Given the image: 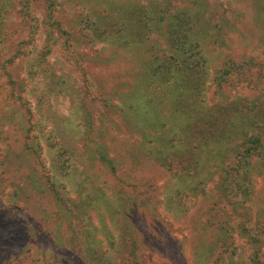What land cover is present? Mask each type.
Wrapping results in <instances>:
<instances>
[{
    "label": "rangeland",
    "instance_id": "1",
    "mask_svg": "<svg viewBox=\"0 0 264 264\" xmlns=\"http://www.w3.org/2000/svg\"><path fill=\"white\" fill-rule=\"evenodd\" d=\"M115 6L142 21L137 45L103 27ZM186 21L197 68L174 44ZM199 111L263 124L264 0H0V264H134L133 247L141 264H264V158L236 174L242 141L218 149L230 127Z\"/></svg>",
    "mask_w": 264,
    "mask_h": 264
},
{
    "label": "trees",
    "instance_id": "2",
    "mask_svg": "<svg viewBox=\"0 0 264 264\" xmlns=\"http://www.w3.org/2000/svg\"><path fill=\"white\" fill-rule=\"evenodd\" d=\"M111 16L108 17L110 20L108 25H104L103 27L105 30H110L111 32V40H113L117 45H137L139 42H141L142 39V21L138 18L137 13L135 11H127L125 12L122 10V7L115 6L111 8L110 10ZM187 22V21H186ZM174 25V24H173ZM187 22L186 25V31L183 32L179 36L180 31H175V35L178 36L176 39L175 45L177 44V47L183 50L185 53H190L189 58L191 62L194 64H191V66L199 67L201 58L200 53H197L195 50L190 49L188 50V44L189 43H182L183 41H189L187 37H189V31L193 30L192 26ZM188 27V28H187ZM111 28L113 30H111ZM115 28V30H114ZM118 28V31H117ZM178 34V35H177ZM183 37V40L181 38ZM187 48V49H186ZM200 58V59H199ZM255 65V63H253ZM249 62H245L242 64H235L232 63V66L228 68L225 72L226 74H229V76L234 73L233 71H228L229 69H233L236 72H239V74H244L247 71H250V69L253 66ZM177 61L174 59H167L164 66H163V79L168 82L169 80H174V86L176 88L175 90V108L177 112H181L182 109V101L184 96V91L181 90L184 84H186V78L184 74V70L181 71L180 66L178 67ZM203 70V75L207 74L208 70L205 67L199 68ZM175 73V74H174ZM197 75V78H199L198 73L195 72ZM185 80V81H184ZM187 88V92H188ZM186 108V107H185ZM245 114V113H244ZM261 118V117H259ZM262 119V118H261ZM232 119H216L215 115H212L211 113H197L195 115V119H191L190 122H196L198 126H209V128L212 130L216 127L223 126L224 124H228L230 127L229 134H223L222 136L214 137L215 144L217 145V148L220 150L225 149V147L229 146L231 143L242 141L241 145L237 146V149L234 152L235 157V172L236 174H241L242 171L247 169L251 166L252 159L254 157H263L264 158V122L263 124L257 122H251L250 119H236L234 121H231ZM191 124V123H190ZM187 130V131H186ZM184 133L182 134H188L189 137H196L200 134V127L195 128L194 126H191L187 128ZM253 133V134H252ZM180 135V134H179ZM201 137V136H200ZM216 138V139H215ZM190 141H194L192 138L189 139ZM212 140V139H211ZM173 143V141L170 143V145ZM165 144V143H164ZM167 146V145H166ZM225 151V150H224ZM223 151V152H224ZM222 152V153H223ZM197 161L190 160L188 163H183L184 170L191 172L189 174H192L197 168L196 164ZM199 163V162H198ZM195 174V173H193ZM192 174V175H193ZM247 178L250 180V173H247ZM134 245V243H133ZM136 247H133L132 255L134 259V264H141L136 257L135 251ZM95 256L97 258V263L99 264H114V262L111 261V259H105V257L100 254L98 251H96ZM256 264V262H255Z\"/></svg>",
    "mask_w": 264,
    "mask_h": 264
}]
</instances>
